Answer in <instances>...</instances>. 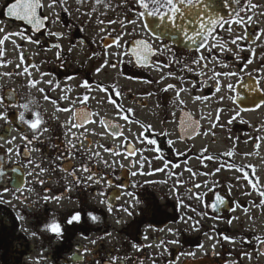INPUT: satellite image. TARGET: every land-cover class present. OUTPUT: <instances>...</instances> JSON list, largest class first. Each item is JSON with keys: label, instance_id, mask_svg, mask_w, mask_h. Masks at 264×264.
<instances>
[{"label": "flooded vegetation", "instance_id": "af4514ba", "mask_svg": "<svg viewBox=\"0 0 264 264\" xmlns=\"http://www.w3.org/2000/svg\"><path fill=\"white\" fill-rule=\"evenodd\" d=\"M259 1L260 0H253V2L257 3ZM46 2L47 0H45V3ZM70 2L73 3L75 0H68L69 5ZM234 7L236 6L234 5ZM70 8L71 10L69 12H59V21L57 23L53 24L51 21H44L45 26L39 32H33L30 28L25 26V24H22L19 21L9 20V18L3 16L2 11L0 12V18L4 17L6 21L18 26L20 31L23 29L26 35L32 36L34 39L38 40L39 45L43 46L42 50L45 51H48V49L51 48V45L57 42L55 37H50L48 35L50 30L60 31L65 34V38L59 41L62 44V56L60 58L56 57V49L48 51L50 55L48 54V56L42 58L43 61L47 62L44 63L45 66L41 71L50 73L49 77L53 76L54 82H58L61 89L64 88L65 84L71 86L73 91L70 95L75 98L83 92V89L78 87V80H80V82L82 80H88L95 87L96 81L93 79L92 74L95 69L103 63V52L105 51V48L101 36H104L107 33H99L97 31L96 35L91 38L86 34V31L92 30L91 23L95 22V17H93L92 22L89 23L87 22V16L81 18L75 11L76 8L73 5H70ZM100 10L103 11L102 8ZM47 11L48 10L45 8L40 10V13L42 16L49 15ZM117 15H119V13L109 12L107 18H115ZM101 18L103 19L104 17ZM110 28H118V25H111ZM258 29L257 26L249 25L247 30L254 36ZM128 30L131 31V26H129ZM241 31L243 32V29ZM221 34L225 37L228 35L227 33ZM141 38H147V34L140 28H137L133 35L124 37V40L128 43H122L121 51L128 50L130 52L134 46L132 42ZM164 42L172 43L170 39H166ZM154 43L157 46L159 45V41H155ZM173 47L180 56L190 59L193 55V53L186 51L184 45L180 43L178 45L173 44ZM69 48H72L73 50L69 51ZM107 51L116 52L117 49L112 47L107 49ZM93 52H99L101 55L89 59ZM261 53H264L262 49L256 51L253 60V63H256V66L252 69L250 64L243 72H241L240 69L244 68V61L237 62L232 66V68L238 71L237 74L239 73L240 75H238L236 80L226 81L224 77H220L221 91L226 89V92L221 93L220 91L219 93H216L215 96H211V93L215 91L212 86L214 81H209V87L202 88V90H194L191 92V95L182 93L181 99L184 101L183 105L173 103L175 99V94L173 92H160V88H162L164 84L178 83L176 80L169 79L160 85L155 83L146 84L143 81H156L160 78L161 73L154 70V68H141L134 63H128L127 60L129 57H120L125 63H118L115 69L108 67L101 72L106 77L112 73V78H121L129 81V83L133 85L137 81L141 82L144 86L148 87L146 93H155V95L152 96H143L142 94H139L140 97H136V94H134L131 89L124 91L127 102H125L123 106L125 108L133 109L134 116L136 115L137 108L147 109V107H151L152 117L156 119L155 124L157 126H155V129L157 131L167 130L170 133L168 138L177 141L175 149L186 154L192 153L190 155L194 156V158H189L190 156L187 158L196 159V167L193 168L196 171H205L203 170V167H200L201 163L196 158L203 148L208 149L207 154H220L232 148L236 137L240 138L236 144V148L240 141L244 142L245 140H248L249 142L247 144L244 143L241 150L237 151L235 148L236 154L234 157H221L218 162L221 163L235 160V162L239 164H251L255 166V175L259 177L261 184L264 185V142L261 143L258 150L254 151L253 145L256 141L255 139L249 140V137L254 138L258 135H264V132L257 131V129L264 127V107L259 109L255 108V102H259L260 99L264 97V81H261L259 85L256 83L257 79L261 75H264V73L259 71ZM215 54L226 62H231V53H224L221 56L219 49H217ZM249 55L250 53L247 51L242 53V56L244 57H248ZM79 56H82L84 60H82V64H78L77 60ZM108 58L113 62L117 61L116 56H109ZM157 59L164 61L165 57H157ZM208 67L212 68L213 65L209 63ZM10 70H13V67L10 68ZM169 70L176 71V66L173 65L171 69H164L163 71L167 72ZM216 70L218 71L219 67H217ZM220 70L223 71L221 68ZM179 74L186 75L189 81H203L204 79H207L206 76L194 77L189 73ZM69 77H74V79L69 80ZM36 78H39V76ZM13 79L18 81L17 77H14ZM100 83L109 86L116 85H110L107 78L106 82L100 81ZM228 85H231V88H229ZM185 87H190V85L186 84ZM257 87L260 88V91H255ZM25 88L26 89L23 88L22 90L16 88L13 84L6 83L4 85L0 83V96L10 95L13 103H24L28 99L34 101L33 109H38L40 111L44 119L47 121L44 126L50 127L51 131L44 133L40 138L41 142L35 145L40 148L41 151L33 152L30 155L31 158L36 161L43 159L44 167H48L49 164H51L52 170L46 173L43 177L48 181L43 186L39 184L34 186L29 185L30 187H34L35 191L24 193V195L28 197L25 203L13 199L11 193H5L4 200L7 202H0V264H97L98 261L103 264L104 261L109 259L110 254L113 256L117 255V250L120 255L127 253L133 256L146 257L143 264H152L153 258L155 259L156 264H178V259H180L178 258L179 251L177 248L174 249L170 244H165L160 248L145 247L141 252H137L132 247V243L148 245L158 244L160 240H170L168 237L169 232L166 230L167 226L170 224L167 219L168 211L163 207L169 205L172 207L171 209H173V206L170 201L167 200V197L163 196L165 204H160L159 200L154 196V193H151L152 191L150 192V184H140L133 181L131 171H134V169H130L129 164L127 166L123 165V167L120 165H113L111 168H107L102 160L95 159V162H90L91 159H89V157L91 154H84L83 150H81V153H78L74 159L67 158L55 160L57 154L67 156V153L64 152V145L67 142L65 136L67 129L61 127V125L69 119L75 121L76 117L70 112L56 111V106L45 101L43 97L42 99L39 98L40 101L37 100L38 97H36V94L38 95V91L34 93V96L30 97L33 93H31L30 88ZM128 88H131V86H128ZM94 90L99 91L96 88H94ZM24 91H26L25 95ZM199 92L201 96L208 95L210 98L206 102L194 101L192 98L193 95H199ZM103 93L108 96V93ZM48 94L52 98H58L64 93L59 90H49ZM90 95L93 96L92 94ZM185 95H189V97L185 98ZM100 101L103 103L108 101V99L105 96ZM100 101H97V103H100ZM92 104H94L93 99H90L85 105V108L89 111L97 112L94 110ZM158 104L160 105L159 107H157ZM201 104L205 105L204 108H200ZM60 106L69 107L70 105H68L67 101H60ZM76 107L80 108L81 106L77 103ZM217 108L223 109L220 123L224 126H218L212 130L216 133L214 137L209 134L207 136L192 135L191 137H186L182 140L178 139L180 135L179 121L182 115V109L191 113L193 119L199 121L200 131L203 132L208 131L210 128L209 113L212 114L211 119L214 120ZM49 110L51 111L49 112ZM18 112L19 109L12 108L8 111V122L6 123L5 121L0 120V144L4 145V148L0 149V171L4 173L3 176H0V188L8 187L12 190H15L17 187H24L25 181L31 179V177L27 176L28 171H30V166L27 164L29 156L24 154V142L20 139V134L21 131L29 136H31L32 133L26 125L19 121ZM235 112H240L239 117H237L232 124H228V120L235 114ZM173 113H175V116H173ZM201 116H203L204 119H201ZM26 117L30 118L31 113H27ZM100 117H104L109 122L121 124L123 132H125L123 124L118 122L112 115L99 114V116L93 117L96 122L86 124L88 132L86 133L87 139L84 140V144L86 148L91 147L93 150L98 151H100L101 148H97V142L109 148L113 147L108 145V142L113 140L109 139L106 130L107 126L100 124ZM254 117L261 121L255 123V126L252 127L251 123L253 122L251 121ZM242 120L245 122L242 123ZM73 131L79 135L84 130L73 129ZM93 132L96 134L93 135ZM13 136L17 137L15 144L20 145L21 155L19 156L14 153L9 156L5 151L8 147L5 140L11 139ZM168 138H159V144L162 145V155L176 163H182L181 160L183 157L174 156L169 149V146L167 145ZM200 139H204V145L198 148L197 143L200 142ZM88 141L92 142L91 145L88 144ZM51 145H56V147L53 148ZM249 149L250 152H253V155L245 157L243 154L247 153V151L243 150ZM119 150L122 151V149ZM256 152H258V155ZM100 153L103 158L101 151ZM81 157L83 158V162L88 164L98 176L104 177V180L100 184L87 183L86 185L80 186L71 185V177L67 172L62 171L61 169H78L81 163ZM216 167L210 168L209 171L214 170ZM222 171L234 173L227 169ZM222 171L216 174L219 178L218 181H216L219 182L221 186L214 189L212 192H207V195L204 197V203L211 204L217 193L225 197L226 203L218 208L216 212H213L211 208L205 209L204 204L201 202L200 204L201 208L208 212L207 217L217 220L218 222L222 219V222L224 223L228 219H231L232 216H235L233 214L234 212L229 210L230 207L233 206L232 201H238L242 206L240 208L242 211L243 208L248 206L249 201H255L258 204L260 198L255 192L249 196L244 195L245 188L241 187L240 184L245 182L241 181L238 184L234 179L231 180V182L225 181V178L221 177ZM77 175H82V173L77 171ZM213 178L214 177L211 179ZM108 181H111L110 187L108 186ZM133 183H136L138 186L133 188ZM229 183L233 184L234 187L237 186L233 188V193L230 196L226 195L227 185ZM66 184L71 187V191L64 194ZM121 185H126L128 191L136 193V199L140 201L138 204L136 203V209L135 211H132L129 220H125L123 211L119 210L121 206L124 207L122 202H124V199L127 196H121L120 199L114 198L118 193L125 190L124 188L119 187ZM209 187H211V184H209ZM45 188L50 189L47 193L49 196H60L61 194H64L63 198L59 201L49 200L48 202H45L42 199L43 195H45ZM200 189H197L196 191L206 192V189L203 187ZM247 191L251 192V189L249 188ZM101 193H103V195H101ZM101 201H103V203ZM109 204H111L113 209L111 213L108 211ZM26 205H30V207H27ZM92 210H94L99 217V220L95 223L92 222L87 215V213ZM258 210L261 209L258 208ZM76 211L81 212V221L71 225L67 224L66 221L69 215ZM261 211L264 213V210ZM17 212H22L25 215L26 219L23 222L16 219ZM236 214H238L237 211ZM216 216H220L221 218L215 219L214 217ZM117 218H119L120 223L116 222ZM54 219L61 224L63 233L62 237H55L47 231H42L44 226L52 222ZM23 228H27L28 231H23ZM204 230L207 231L205 233L218 234L220 241H223L222 233H219V230L215 225L204 227ZM33 231L38 233V238L32 237L31 233ZM105 233H110L111 235L105 236ZM160 233H163V235L161 236ZM145 235L148 237V240L144 239ZM203 235L204 233L200 234V238ZM102 236L104 238L100 239ZM184 239L185 235L182 237V240ZM93 240L96 241L95 244L90 243V241ZM179 243L182 246L184 245V241H179ZM244 245L247 244L245 243ZM84 248L89 249V251L82 255L81 253ZM155 250H157L156 253ZM211 250L212 251L209 253H205L201 256L189 257L181 261L179 264H227L228 259L216 257L214 250ZM37 257L42 258L37 261ZM119 264H124V262L120 261ZM129 264H132V262H129Z\"/></svg>", "mask_w": 264, "mask_h": 264}, {"label": "snow or ice", "instance_id": "6c2138e0", "mask_svg": "<svg viewBox=\"0 0 264 264\" xmlns=\"http://www.w3.org/2000/svg\"><path fill=\"white\" fill-rule=\"evenodd\" d=\"M78 7L75 11L80 15L81 18L87 16L89 23L92 22L93 17H95V22L99 26V33H107L101 36V40L104 41L105 51L103 52V63L95 69L96 73L99 74L105 68L117 67V64L125 63L120 57H129L128 63H134L136 66L141 68H154V70L161 73L160 78L156 81L145 80L146 84L155 83L160 85L164 81L172 79L176 80L178 83H166L160 92L167 93L173 92L175 94L174 104L183 105L184 101L181 99L182 93L193 92L194 90L209 87V81H214L212 85L215 89L211 96H215L216 93L221 91V81L220 77H233L236 76V72L232 71H217L216 68L229 69L235 63L244 61V68L240 71L243 72L248 65L253 63L256 55V49L264 45V28H259L255 35L253 36L248 32V26L259 23L260 19H264V4L253 2V0H75ZM235 5L236 7H233ZM48 9L49 15L42 16L40 10ZM103 8V11L100 9ZM82 9H84L82 11ZM59 10V11H58ZM71 10L68 0H5V4L0 6V11H2L3 16L9 18V20H19L24 21L26 24L31 25L34 32H39L45 25L44 21H51L53 24L59 21V12H69ZM119 13L115 18H107L108 13ZM101 17H104L103 19ZM111 25H118V28H110ZM129 26H131V31H129ZM140 28L147 34V38H141L134 40L133 48L129 52L128 50L121 51L122 43H128L124 40L125 36H131L136 32V29ZM243 29V32L241 31ZM221 33H227V37L223 36ZM48 35L50 37H55L56 41L51 45L52 49H56V57L60 58L62 56V44L59 42L65 38V34L60 31H49ZM17 38L26 44H39V41L34 39L32 36L26 35L23 31H6L5 28L0 27V68H8L11 65H15L13 70L10 71H0V79L8 78L12 79L14 77H26L27 87L36 89L42 94L45 101L50 102L56 106V111L58 112H70L76 117L73 121L69 119L61 127L67 129L65 136L67 142L64 145V152L67 156L62 154H57L55 160L76 158L78 153L83 150L84 154L90 153L89 159L102 160L105 167L111 168L113 164H109L107 160H103L101 153L98 150H93L91 147H85L84 140L87 139L86 133L88 129L86 128L87 123H95L96 121L93 117L99 116L98 112H92L85 108V105L90 99H96L91 96L90 93L93 91V85L88 80H82L78 87L83 89V92L77 97L73 98L70 93L73 91L72 87L65 84L64 88H60L58 82H54L53 79H45L50 73L41 71V64L47 61H41V64H37L34 59L27 56V50L24 48L23 44L17 42ZM166 39H170L172 43H165ZM110 41V43H109ZM159 41L157 46L154 42ZM183 42L186 51L193 53L190 59L180 56L174 49L173 44H179ZM6 43H11L13 49L18 53L17 60L14 61L11 58H6L7 49L5 48ZM255 45V47H254ZM74 47V46H73ZM116 48V52H109L107 49ZM219 49L221 56L224 53H231V62H226L221 57H218L215 53ZM69 48V51H72ZM249 52L248 57L242 56V53ZM39 54V53H36ZM101 55L99 52H93L89 59L95 58ZM116 56L117 61L113 62L108 57ZM157 57H165L162 61L157 59ZM260 69L259 71L264 73V53H261L260 57ZM211 63L212 68L208 65ZM176 66V71L169 70L164 72V69H171L172 66ZM38 73L39 78L33 74V71ZM179 73H189L194 77H207V79L189 81L186 75H180ZM69 80L74 79V77H69ZM131 79V78H129ZM264 81V75H261L256 83L260 84ZM41 84L47 85L48 87H40ZM186 84H191V87H185ZM231 88V85H228ZM95 88L99 91L108 93L107 99L110 104H112L116 109V115L119 120L125 121L128 124L138 125V133H132L135 142L141 147L136 148L133 142L129 140L128 136L124 135L123 127L121 124L116 122H109L104 117H100L99 122L101 125H106L108 136L110 140H118L122 138V142L111 148L99 144L97 142V148H102L104 152L110 154L113 157H123L124 159L134 158L130 160V169L133 177L144 176L151 177L157 174H163L164 179L162 180H146L145 183L148 184H169L170 181H174L170 187L169 191L175 193V199L177 203V209H185L186 211L181 213L180 222L184 224H190L193 230H198L200 226V220L195 217L200 216L204 219L208 216L207 211H198L196 208H192L191 205L185 203V194L180 192V188L185 187L187 193V199H196L204 204L205 209L211 208L213 212H216L218 208L226 203L225 197L220 194H215L214 201L211 204L204 203V197L207 192H212L214 189L219 188L221 185L212 177H215L217 173L222 170L227 169L236 173L234 180L239 184L241 181L245 182L240 184L241 187L245 188L244 195L249 196L253 192L258 194L259 203L255 201H249L250 207L243 208L245 214L250 213V208H259L264 210V185L261 184L258 176L255 175V166L251 164H239L235 160H229L221 162L218 167L212 171H196L192 167H188V158L186 153L180 152L175 149L176 140L168 138L170 133L167 130L157 131L155 127L150 123H144L143 121L137 120L134 117L133 109L125 108L117 99V97H122L123 93L120 89L115 86L102 85L100 82H96ZM61 91L64 94L60 95L58 98H52L49 96L48 91ZM255 91H260L257 87ZM155 95L153 92L146 93V96ZM194 101H207L210 97L208 95H193ZM60 101H67L69 107H61ZM102 103V101H100ZM79 103L81 106L77 108L76 105ZM34 101L32 99L26 100L24 103H13L12 97L10 95L0 96V120L8 122V111L12 108L19 109L18 119L21 123L26 125L31 131V136L25 134L21 131L20 139L24 142L23 151L24 154L28 155L27 160L28 166H30V171H28L27 176L31 177L30 180L25 181L24 187H17L12 190L8 187L0 188V202H7L4 200L5 193H11L12 198L19 200L21 203H25L28 199L24 195L25 192H34L35 188L29 185L39 184L43 186L46 181L43 177L46 173L52 170V165L49 164L48 167H44V161H36L31 158V153L40 152L41 149L36 147L37 143H40L41 136L44 133L51 131L50 127L44 126L47 121L44 119L42 114L38 109H33ZM160 105L158 104L157 107ZM264 107V97L260 99L259 102H255V108L259 109ZM223 109L217 108L214 120L211 119V113H209L210 118V128L208 131H200L199 121L193 119L192 114L188 113L186 110L182 109V115L179 121L180 135L178 139H184L186 137H191L192 135H204L207 136L211 134L213 137L216 135L213 129L216 127H223L224 125L220 123L221 114ZM31 113V117L27 118L26 114ZM240 112H235V114L228 120V124H232L237 117H239ZM175 116V113H173ZM201 119H204L201 116ZM244 123L245 121H241ZM163 123V121H162ZM73 129H83L79 135L73 131ZM15 130V129H12ZM257 131H264V127L257 129ZM129 132L131 129L129 128ZM93 135L96 133L93 132ZM165 137L167 139V145L172 151L174 156L186 157L182 163L185 165L182 172H177L175 169L179 168L181 165L173 160H169L162 155V145L159 144V138ZM17 137L13 136L11 139H6L5 143L8 147L5 151L11 156L15 154L17 156L21 155L20 145H16ZM231 139V138H230ZM239 137L233 142L232 148L224 153L220 154H207L208 149L203 148L200 154L196 157L203 168H208V163L206 161H218L221 157H234L236 144L239 141ZM255 139L256 143L253 145L254 151L258 150L261 143L264 142V135H258L256 137H249V140ZM245 140L244 143H248ZM91 141L88 144L91 145ZM55 148L56 145H51ZM4 145L0 144V149H3ZM123 149V151L119 150ZM153 153L152 157L145 155V153ZM258 155V152H256ZM245 157L252 156L253 152H247L243 154ZM160 161L161 166L153 167V161ZM121 167L123 165L121 164ZM68 173L71 177L72 186L86 185L87 183L100 184L103 180V176H98V174L93 171L88 164L83 162L81 157V163L78 169H61ZM77 171L81 172L82 175H77ZM189 173V178L187 180L183 179V173ZM86 174V175H83ZM4 173L0 171V176ZM204 176L205 179L203 183L198 182V177ZM211 184V187H209ZM108 186H111V181H108ZM138 185L136 183L132 184L135 188ZM119 187L125 190L118 193L114 198L120 199L121 196H127L135 203L140 201L136 199V193L127 190L126 185H121ZM203 187L206 192L196 191ZM233 184L229 183L227 185L226 195L230 196L233 193ZM251 189V192L247 189ZM50 189L45 188L42 199L45 202L49 200L59 201L63 198V195L68 191H71V187L67 184L65 186V193L60 196H49L47 193ZM103 195V193H101ZM103 203V201H101ZM230 211L235 212L242 206L238 201H232ZM30 207V205H26ZM132 205L129 207H120V211H123L127 215H132L131 211ZM111 204L108 206L109 213L112 212ZM187 210H191L195 213L194 216H189ZM89 219L92 222H97L99 217L96 215L95 211H89L87 213ZM215 219H220V216L214 217ZM16 219L18 221H24L26 219L22 212H17ZM82 219V214L80 211L73 212L69 215L66 223L71 225L74 223H79ZM239 217H232L228 219L226 223L232 224L234 220H238ZM250 220H254L255 217L249 215ZM117 223H120L119 218H117ZM23 231H28L27 228H23ZM42 231H47L55 237H62V227L59 222L55 219L46 224ZM168 232L173 235H178L179 229H168ZM33 238H38V233L33 231L31 233ZM105 236H110V233H105ZM104 237H100L103 239ZM212 238V237H210ZM145 240L148 237L144 236ZM222 239L233 245L239 243L243 246L245 243L249 245H255L253 251L241 250V257L252 261L255 256H264V234L256 235L254 234L250 240H246L241 237L239 240L235 236H229L227 234H222ZM90 243L95 244L96 241H90ZM178 240H160L158 244H148L140 245L137 243H132L133 249L137 252L143 251L145 247H157L160 248L165 244H177ZM202 247V246H201ZM215 247V245H213ZM89 249L84 248L82 250V255L87 253ZM117 255H109V259L104 261L103 264H119L123 261L124 264H143L146 257H139L129 255L127 253L120 255L117 250ZM255 253V256L253 255ZM185 255H193L189 252ZM42 257H37V261ZM97 264H101L100 261ZM152 264H156L153 258ZM227 264H235L234 261H229Z\"/></svg>", "mask_w": 264, "mask_h": 264}, {"label": "rangeland", "instance_id": "374dc122", "mask_svg": "<svg viewBox=\"0 0 264 264\" xmlns=\"http://www.w3.org/2000/svg\"><path fill=\"white\" fill-rule=\"evenodd\" d=\"M5 3V0H0V6H3ZM257 3V2H256ZM258 3L260 4H264V0H260ZM70 5H73L75 8L78 7V5L76 4V2H70ZM103 9V8H102ZM48 10V9H47ZM83 10V9H82ZM1 12V11H0ZM47 13L49 14V10L47 11ZM257 19L259 20V23L257 24H253L252 26H257L258 28H264V19H260L259 17H257ZM92 26V30L90 31H86V34H88L91 38H93L97 31H98V25L96 24V22L91 23ZM0 27L5 28L6 31H17L20 30V28H18V26L10 23L9 21H6L4 19V17L0 18ZM90 27V26H89ZM22 31L24 32V30L22 29ZM255 35V34H254ZM17 42L23 44L24 48L27 50V56L32 57V59L35 60V62L37 64H41V61H43L42 58H44V56H48L49 52L42 50L43 46L36 44V45H32V44H26L23 41L19 40L17 38ZM255 47V45H254ZM5 48L7 49V56L6 58H11L14 61L17 60L18 57V53L13 49V46L11 43H6ZM260 49H262L264 51V45H262L261 47L257 48L256 51H259ZM39 53V54H36ZM50 55V54H49ZM26 56V59L28 58ZM41 59V61H40ZM83 58L82 56L78 57V64H82L83 63ZM45 66V64H41V70H43L42 68ZM254 66H256V63L251 64V69L254 68ZM14 69L15 65H11L8 68H0V71H10V68ZM223 71H227V70H232L234 72H238L236 71V69L234 68H229V69H222ZM33 74L38 77V73H35L34 70ZM218 71H221L220 68ZM239 73L236 76L233 77H228L224 79L226 81H234L236 80V78L238 77ZM93 79L96 82H106V78L108 79V81L111 84H116L115 86H117L120 91L123 93L122 97H118V99L120 100L119 102L124 105L125 102H127L126 100V95L124 93V91H128L129 89H131L134 94H136V97H140L139 94H142L143 96H146V91L148 89L147 86H144L141 82H135L134 85L129 83V81H126L124 79L118 78V79H114L113 74L110 73L107 77L103 75L102 72H100L99 74L96 73V71L93 72L92 74ZM240 76V75H239ZM17 80L12 79H8V78H4V79H0V83L1 84H13L15 85L16 88H20L23 90L26 89V81L27 78L26 77H17ZM46 79H53V76H47ZM54 80V79H53ZM77 83H80V80L77 81ZM133 83V82H132ZM191 87V84H189ZM128 86H131V88H128ZM40 87H45L47 88V85L41 84ZM94 87V86H93ZM95 88V87H94ZM93 88V91L90 93L92 94L96 99H93L94 104L93 108L94 110H96L100 115L101 114H109L114 116V118L118 121L121 122L123 124V126L125 127V132L124 135L128 136L129 140H131L133 142V145L136 148L141 147V145L137 144L135 142L134 137L132 136V133H138L139 131H141L138 127V125L136 124H128L125 121L119 120L117 115H116V109L115 107L110 104L108 101H105L103 103H97V101H100L101 99H103L105 96L107 97V95L105 93H103L102 91H95ZM31 96H34V93L37 91L36 89L30 88ZM222 92H226L225 90H222ZM54 93V92H53ZM26 94V91H24V95ZM187 94L191 95V92H187ZM189 95H185L187 97H189ZM200 95V92H199ZM221 96V94H220ZM229 96V94H228ZM227 96V97H228ZM37 100L42 99V94L38 93V95L36 94ZM40 101V100H39ZM42 101V100H41ZM189 101V100H188ZM204 104L200 105V108H204ZM49 109V108H48ZM51 110H49L50 112ZM135 119L143 121L144 123H150L152 124L154 127L157 126L155 124L156 119L152 117L151 114V107H147V109H136V115L134 116ZM261 120H259L258 118H252L253 123H251V126L254 127L255 123L259 122ZM129 128L131 129V132H129ZM260 132H264V131H260ZM122 142V138L118 139V140H113V141H109L108 145L109 146H117ZM119 143V144H118ZM204 145V139H200V142L197 143V147L199 148L200 146ZM244 142L238 143V146L236 148V150H241L243 148ZM185 148V147H184ZM103 154V158L104 160H107L109 162V164H113V161L115 160L116 163L114 164L115 166H121L122 165H130V160L134 159V158H129V159H124L123 157H113L110 154L106 153L103 151V149L101 148L100 150ZM123 151V149H122ZM181 151H185V150H181ZM243 151H247L250 152L249 150H243ZM187 152V151H185ZM190 154H186V157H189ZM145 155L149 156L150 158L152 157L153 153L148 152L145 153ZM165 157V156H164ZM186 157H183L181 161H183ZM95 159H91L90 162H95ZM180 163V167L175 169V171L177 172H182L184 170L185 165L181 162ZM206 163H208V168H203V170L205 171H209L210 168L212 167H216L218 166L220 163L218 161H206ZM161 166V162L160 161H153V167H158ZM188 167H196V159H188ZM200 167H202L200 165ZM134 169V168H133ZM135 170V169H134ZM261 171V169H260ZM263 171V170H262ZM236 174L232 173V172H226V171H222L221 173V177L225 178V181H230L234 179V176ZM183 179L187 180L189 178V173L184 172L183 173ZM164 179L163 174H157L155 176H151V177H144V176H137V177H133L132 180L135 182H138L140 184H147L145 183L146 180H162ZM207 179L204 176H200L198 177V182L203 183V181ZM214 180L218 181V176L216 175L214 178ZM174 181H170L169 184L165 185V184H150L149 185V189L151 193H154V196L156 197V199L159 200L160 204H165L164 198L163 196L167 197V200L170 201V203L173 206V209H171L172 207H170L169 205H167L166 207L164 206V209H167L168 211V215H167V219L169 220V225L167 226V231L169 228L171 229H179V233L178 235H173L172 233H168V237L170 240H178V241H184V245L182 246L180 243L177 244H170L172 245V247L175 249L177 248L179 251V257L180 259L178 264L189 258V257H197V256H201L204 255L205 253H209L210 251H212L211 249L214 250L216 257H220L222 259H228L229 261H234L235 264H264V256H255V253H253V255L255 256V258L252 261H249L246 258H242L241 257V250H246V251H253V248L255 247V245H243L241 246L239 243L233 245L231 243H228L226 241H220V237L218 234H212V233H205L207 231L204 230V227H209L211 225H215V227L218 228L219 233L222 234H227L229 236H235L237 238V240H239L241 237H244L246 240H250L252 238V236L254 234L256 235H260V234H264V213L261 210H258V208L254 209V208H250V212L249 214H245L243 209L242 211L240 209H237L236 211L238 212V214H236V211L233 213L236 216H240L238 220H234L232 224H227L226 222H222V219L219 220V222L217 220H213L210 219L209 217H206L204 219H201L200 216H196L195 218L197 220H200V226L198 230H193V228L190 226V224H184L180 222V217H181V213L186 211L185 209H177V203H176V199H175V193L170 192L169 191V187L170 185L173 183ZM237 187V186H235ZM234 187V188H235ZM162 189V190H161ZM201 190V189H200ZM180 192L185 194V203L191 205L192 208H196L198 211H205V209L201 208V204L200 201L196 200V199H191L188 200L187 199V193L185 191V187L180 188ZM150 193V194H151ZM124 204V207H129V205L131 204V211H135L137 204L135 203V201L129 199L128 197H125L124 202H122ZM167 204V203H166ZM250 207L249 203L248 206ZM242 213V214H241ZM124 217L125 220H129V215H127L126 213H124ZM187 214L189 216H194L195 213H193L191 210H187ZM249 215L255 217L254 220H250L249 219ZM233 217V216H232ZM204 225V226H202ZM204 235L200 238V234ZM160 235L162 236L163 233ZM183 235H185V239L182 240ZM212 237V238H210ZM213 245H215V247H213ZM195 246V247H194ZM202 246V247H201ZM246 246V247H245ZM157 252V250H155V253ZM193 253V255H185L186 253ZM190 260V259H189ZM188 261V260H186ZM175 264V263H174Z\"/></svg>", "mask_w": 264, "mask_h": 264}, {"label": "water", "instance_id": "95a60500", "mask_svg": "<svg viewBox=\"0 0 264 264\" xmlns=\"http://www.w3.org/2000/svg\"><path fill=\"white\" fill-rule=\"evenodd\" d=\"M233 7H234V5H233ZM18 21H19V20H18ZM20 22H22L23 24L27 25L29 28L32 29L31 25L26 24L24 21H20ZM180 44L184 45L183 42H181ZM190 264H192V263H190ZM195 264H196V263H195Z\"/></svg>", "mask_w": 264, "mask_h": 264}, {"label": "bare ground", "instance_id": "6f19581e", "mask_svg": "<svg viewBox=\"0 0 264 264\" xmlns=\"http://www.w3.org/2000/svg\"><path fill=\"white\" fill-rule=\"evenodd\" d=\"M191 157H193V158H194V156H191Z\"/></svg>", "mask_w": 264, "mask_h": 264}]
</instances>
